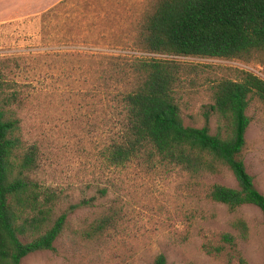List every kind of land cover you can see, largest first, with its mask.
Wrapping results in <instances>:
<instances>
[{
  "label": "rangeland",
  "instance_id": "374dc122",
  "mask_svg": "<svg viewBox=\"0 0 264 264\" xmlns=\"http://www.w3.org/2000/svg\"><path fill=\"white\" fill-rule=\"evenodd\" d=\"M42 1L0 0L1 16L18 4L19 13L26 4L29 11L0 22V70L11 85L7 94H19L21 104L11 109L23 138L40 150L37 180L60 198L53 220L66 214L67 222L55 250L31 254L21 264H154L160 254L168 264H239L241 257L264 264L261 210L232 211L208 196L215 183L238 188L229 170L202 177L170 165L133 161L116 167L108 160L119 130L108 94L118 90H107L104 71L120 58H174L137 45L153 0ZM174 59L187 72L180 94L185 125L209 123L212 133V87L237 80L242 70L264 80V65L255 61ZM247 115L244 159L264 195V103L252 99ZM109 215L113 226L95 232L97 220ZM226 234L235 237L236 249L224 242Z\"/></svg>",
  "mask_w": 264,
  "mask_h": 264
},
{
  "label": "trees",
  "instance_id": "16d2710c",
  "mask_svg": "<svg viewBox=\"0 0 264 264\" xmlns=\"http://www.w3.org/2000/svg\"><path fill=\"white\" fill-rule=\"evenodd\" d=\"M143 52L174 58L239 60L264 65V0H153L137 35ZM168 58H120L106 69L108 95L119 130L107 149L118 167L133 161L170 165L192 176H211L229 170L238 188L213 184L208 196L236 211L258 207L264 217V195L249 174L244 151L250 126L247 109L257 97L264 103V80L245 70L237 80L223 79L212 87L210 124L186 126L181 90L186 82L184 62ZM0 70V264H21L36 252L55 250L67 215L53 220L58 194L37 180L40 150L23 138L13 104H21ZM209 114V113H208ZM209 122V115H208ZM114 216L97 220L94 231L104 233ZM248 233L245 222H240ZM223 240L236 249L235 237ZM221 249H219L220 251ZM154 264H168L165 255ZM239 264H248L239 258Z\"/></svg>",
  "mask_w": 264,
  "mask_h": 264
},
{
  "label": "crops",
  "instance_id": "0c3cea01",
  "mask_svg": "<svg viewBox=\"0 0 264 264\" xmlns=\"http://www.w3.org/2000/svg\"><path fill=\"white\" fill-rule=\"evenodd\" d=\"M44 1H51V0H43L42 2H44ZM24 6V5H23ZM27 4L24 6V8H25V10L22 12V13H19L18 12V8H21V6H19V4L18 5H16V11L15 12H12L11 14H10V16H6V15H2L1 16V13H0V22L1 21H3V20H6V19H9V18H12L13 16L15 17V16H22V15H25V14H28L29 13V11H27ZM31 11H33V10H31ZM35 11V10H34Z\"/></svg>",
  "mask_w": 264,
  "mask_h": 264
}]
</instances>
